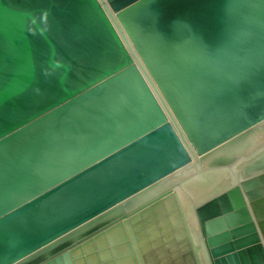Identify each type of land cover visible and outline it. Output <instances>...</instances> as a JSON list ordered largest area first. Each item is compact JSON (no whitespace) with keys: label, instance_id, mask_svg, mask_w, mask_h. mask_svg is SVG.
I'll return each instance as SVG.
<instances>
[{"label":"water","instance_id":"95a60500","mask_svg":"<svg viewBox=\"0 0 264 264\" xmlns=\"http://www.w3.org/2000/svg\"><path fill=\"white\" fill-rule=\"evenodd\" d=\"M0 264H264V0H0Z\"/></svg>","mask_w":264,"mask_h":264}]
</instances>
